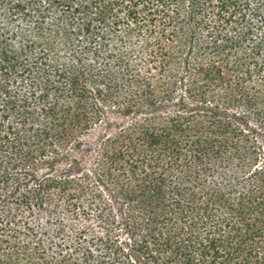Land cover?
Returning <instances> with one entry per match:
<instances>
[{
	"label": "rangeland",
	"instance_id": "obj_1",
	"mask_svg": "<svg viewBox=\"0 0 264 264\" xmlns=\"http://www.w3.org/2000/svg\"><path fill=\"white\" fill-rule=\"evenodd\" d=\"M28 1L34 13L18 14V21L0 3L5 13L0 41L15 58V68L6 77V106L9 115L12 110L27 118H7L0 104V133L22 131L20 140L0 157V203L16 188L19 199L23 193L29 198L28 205L8 199L0 209L5 235L31 241L48 255L79 246L83 253L94 248L106 259L109 236L129 241L124 211L140 198L144 186L156 182L170 199L191 192L203 197L201 192L210 189L238 200L239 190L247 187L242 178L248 170L242 163L252 168L263 155L259 152L261 157L253 162L258 144L242 132L244 124L224 112H208L239 96L233 84L211 83L198 70L211 59L207 29L198 27L196 40L167 41L158 36L161 26L149 27L144 20L128 27L118 24V31L102 40L98 37L110 33L112 25L97 29L95 38L81 29L92 12L83 8L87 0L73 3L79 12L50 4L44 14L35 0ZM138 9L145 17V7ZM41 14L47 20L37 33L34 23ZM187 28L180 26L184 37ZM46 42L53 48H46ZM185 44L194 47L187 58L177 52ZM73 78L78 83H70ZM252 111L251 123L263 126L264 105ZM177 115L187 121L178 126ZM151 134L158 139L148 144ZM256 140L264 146V138ZM34 175L50 180L35 187ZM19 177L30 179L29 185H18ZM84 209H95L107 220L99 222L96 212L89 217ZM247 239L256 247L264 242L259 235Z\"/></svg>",
	"mask_w": 264,
	"mask_h": 264
},
{
	"label": "trees",
	"instance_id": "obj_2",
	"mask_svg": "<svg viewBox=\"0 0 264 264\" xmlns=\"http://www.w3.org/2000/svg\"><path fill=\"white\" fill-rule=\"evenodd\" d=\"M26 1L0 0V3L8 7L10 17L14 20L18 14L29 17L34 13L27 6H30L31 1L25 4ZM75 1L35 0V3L43 14L45 10L49 11L50 4L64 12H79L73 5ZM87 4L83 8L92 12L90 20L83 23L87 26L82 25L81 29L88 30L95 38L97 29L112 25L110 33L98 37L102 40H107L117 32L118 24L128 27L144 20L149 27L161 26L158 36L167 41L178 38L196 40L198 27L207 29L205 32L211 43V59L207 64L198 66V70L203 79L211 83L233 84L239 96L238 99L233 97L231 101H226L221 107L213 105L208 112L215 115L224 112V116L230 120L235 119L240 121L238 124H244L242 132L247 131L246 136H251L258 144L256 153H253V162L258 161L259 152L263 155V161L254 163L252 168L245 161L242 163V167L248 170L242 178L247 187L239 190L238 200L210 189L201 192L203 197L191 192L180 199H170L158 183L153 182V187L144 186L140 198L129 202L126 205L127 211H124L123 222L129 241L120 242L117 234L109 236L106 259L105 256L96 255L94 248H88L83 253L79 246H67L65 253H56L57 256L45 254L31 241L9 238L3 233L4 227L0 222V264H264V254L257 252L258 249L264 250V242L258 247L246 243L250 234L264 236V146L256 140L258 136L264 138V125L251 123L254 114L252 110L264 105V0H87ZM142 6L148 14L145 17L138 9ZM177 7L180 11L175 12ZM43 14L35 19L34 28L37 33L43 30L41 24L47 20ZM4 15L0 9V17ZM181 25L188 26L185 37L184 32L180 31ZM49 46L53 48L52 43L46 42V48ZM181 46L177 52L186 58L194 52V47L191 50V46L188 49L186 44ZM12 52L1 40L0 104L7 118L24 120L27 119L24 113L11 110L9 115L6 106L9 87L6 77L15 68ZM78 81L79 78H73L69 82L73 84ZM247 84H251L248 90ZM84 90V86L80 87V91ZM200 108L204 109L205 106ZM230 109L234 111L229 113ZM177 116L178 126L182 124V119L187 121V118ZM21 132V129L13 128L0 133V157L8 152V147L13 148L16 141L20 140ZM233 132L240 133L235 129ZM149 136L152 139L148 144L158 139L155 134ZM195 153L196 150L193 151ZM195 157L200 158L198 155ZM229 162H232V158ZM18 180V185H29L30 179L25 181V177H19ZM48 180L34 175L35 187L44 186ZM244 190L245 193L240 192ZM16 191L2 198L0 209L11 198L28 205L29 198L23 193L19 199ZM95 207L98 209L97 205ZM122 207L123 211L125 203ZM83 212L89 217L96 212L99 222L107 220L95 209H84Z\"/></svg>",
	"mask_w": 264,
	"mask_h": 264
}]
</instances>
